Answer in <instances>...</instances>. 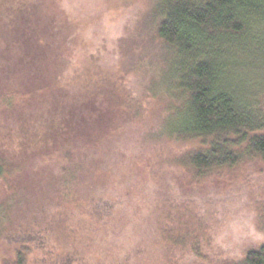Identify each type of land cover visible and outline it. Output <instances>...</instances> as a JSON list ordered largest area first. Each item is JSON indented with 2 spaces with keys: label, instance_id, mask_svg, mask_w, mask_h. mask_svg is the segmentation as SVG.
Wrapping results in <instances>:
<instances>
[{
  "label": "rangeland",
  "instance_id": "rangeland-1",
  "mask_svg": "<svg viewBox=\"0 0 264 264\" xmlns=\"http://www.w3.org/2000/svg\"><path fill=\"white\" fill-rule=\"evenodd\" d=\"M158 4L0 0V264L22 239L30 264L60 262L57 224L71 218L77 238L125 254L166 201L216 208L212 259L264 244V161L202 179L177 163L201 143L167 129L183 101L166 79L176 50L157 37Z\"/></svg>",
  "mask_w": 264,
  "mask_h": 264
},
{
  "label": "trees",
  "instance_id": "trees-1",
  "mask_svg": "<svg viewBox=\"0 0 264 264\" xmlns=\"http://www.w3.org/2000/svg\"><path fill=\"white\" fill-rule=\"evenodd\" d=\"M157 13V37L176 50L166 79L183 101L167 129L173 137L201 143L177 163L202 179L213 171L235 170L247 158L264 161V109L258 96L264 91V0H159ZM257 191L264 195V187ZM97 208L100 213L103 207ZM215 209L192 201L160 203L137 227L134 247L115 257L112 249L77 238L73 218L72 230L62 220L57 229L63 258L53 264H179L188 254L209 264H264V244L240 260L207 254L220 223ZM21 242L15 258L3 264H30L35 249ZM103 255L104 262L98 258Z\"/></svg>",
  "mask_w": 264,
  "mask_h": 264
}]
</instances>
